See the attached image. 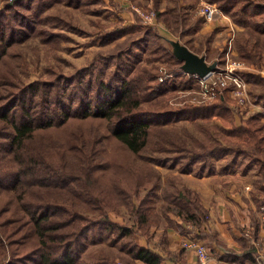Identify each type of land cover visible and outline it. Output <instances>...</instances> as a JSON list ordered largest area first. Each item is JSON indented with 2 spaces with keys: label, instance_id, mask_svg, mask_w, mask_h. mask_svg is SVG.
<instances>
[{
  "label": "trees",
  "instance_id": "1",
  "mask_svg": "<svg viewBox=\"0 0 264 264\" xmlns=\"http://www.w3.org/2000/svg\"><path fill=\"white\" fill-rule=\"evenodd\" d=\"M101 1L12 0L0 7V264H115L109 250L97 245L114 246L133 232L149 239L162 186L158 165L181 164V172L200 175L228 156L220 170L246 161L264 177V111L244 117L225 93L203 106L156 105L152 101L165 91L152 62L165 56L182 72L181 62L165 45V35L135 13L134 22L126 23L119 9L91 7ZM162 1L152 0V7L157 21L171 32L190 34L201 26L199 18L187 25L196 1L166 0L174 5L161 9ZM212 1L238 25L264 22V0ZM234 2L240 5L232 10ZM58 3L116 17L86 43L107 48L71 72L58 66L62 38H69L68 30L94 33L51 11ZM32 39L38 43L29 57L23 44ZM252 47H241L248 63L262 58ZM32 72L38 73L34 79ZM253 79L263 98L264 78ZM145 103L154 104L145 108ZM181 119L192 123L190 133L167 127ZM171 186L163 192L184 208L185 214L174 210L192 224L181 232L206 238L199 229L206 210L190 190L175 182ZM261 190L255 197L258 208L264 207V185ZM111 213L126 215L129 224L117 222ZM256 231L244 237L256 238ZM119 248L127 264H160L163 259L136 241H122ZM254 253L249 245L240 253L228 251L227 258L253 260Z\"/></svg>",
  "mask_w": 264,
  "mask_h": 264
},
{
  "label": "rangeland",
  "instance_id": "2",
  "mask_svg": "<svg viewBox=\"0 0 264 264\" xmlns=\"http://www.w3.org/2000/svg\"><path fill=\"white\" fill-rule=\"evenodd\" d=\"M10 1L12 0H0V7ZM145 2L147 3V0H141V3H138L139 5L137 6L144 10L153 8L152 6H147L148 4H146ZM165 2L166 6L174 5V3H167L166 0ZM105 5H107V3L105 4V1L103 0V2H98L97 4H94L91 7L96 9L107 8L104 7ZM207 5H215L217 7L218 11L216 16L218 17V20H220L222 14H226L224 9L221 8L217 2H213L212 0H198L190 9L187 25L190 24L194 18L201 19V26L199 27V29L204 27L205 24L208 22L212 23V21H214L213 19H207L206 17H204V15L202 16V14H200L202 7ZM239 5V2H234L230 6L232 7V10H235L238 8ZM51 11L58 12L63 17H65L66 20L71 21L74 24H78L79 27L83 29V31H93L94 33L93 36H89L84 33H77L69 30L68 32H66L65 30H63L67 33L66 36H68L69 38L67 40H65V36L63 37L64 39L62 38L61 43L63 44L61 45H63V48L58 51L59 54L62 56V61H60L58 64L60 70L64 72H71L76 67L88 63L92 59L94 54L99 53L101 49L107 48L98 45V42L95 45H87L86 43L90 41L91 38L96 37L100 33H103L106 29H108L107 26L110 25L111 21L116 20V17H114L113 15L107 17L108 13L103 12V10L101 12L102 14L93 15L87 10V8H74L73 6H67L64 3H58L54 5ZM137 16L140 18L138 14ZM156 21L157 14L155 23H145L141 19V22L144 25L153 27L155 30L161 32L167 38L178 39L184 44L187 43L189 46L194 48V50H196L198 54L205 55L207 61H217V67H221V69L227 68L228 70H231L232 67L230 65L233 61L240 63L242 66H245L240 73L243 79L245 80L248 89L246 108L242 107V105L239 103L238 98L234 94H232L230 90L224 91V93L227 95V98L231 101V106L233 109L238 110L239 108H243L242 111L244 112V117L248 115L247 112L249 111V109H261V111H264V97L259 98V93L261 89L260 86L257 85L256 81H254L253 79V77L255 76H261L262 78H264V22L260 21L261 24H259V26H254V21H248V26H243L234 23L232 18L230 17V21L234 24V30H232V28H229L230 32H227L229 29L226 31H222L223 28H219L214 32H204L200 34V32H198V29L194 31V29L192 28L190 34H180V32H174V30H172L171 32V30L167 29L166 26L163 25L165 28L162 27L161 22ZM237 39L240 40V46L237 45ZM37 43V39H32L23 44L29 57H32L31 46ZM164 43L166 46L171 48L168 41H165ZM246 44L253 46L252 53L260 51L258 52L262 56L260 61H257L255 63L247 62L241 51V47ZM261 51L263 52L261 53ZM143 63H145V61H142V64ZM152 63L157 67V71L159 73L158 77H161L162 79H158V81L164 83L162 89L165 91L164 94L158 96V98H155L154 101H152L154 103L155 101H157L156 105L159 104L161 107L162 105H164L162 108L176 109L185 105L203 106L209 103V101L201 102V99L198 93L196 92L198 90L197 76L177 71V64L174 62L173 59H168L165 56H160L158 60H155ZM37 75V72H32V79L36 78ZM154 103H145L143 106L145 108H149ZM238 104L240 105V107L238 106ZM167 127H171L175 132L179 134L184 132L187 134L193 130L192 123L183 119L177 122H171L167 124ZM229 159L230 157L226 156L220 160H216L215 163L217 166H220L226 161H229ZM180 165L181 164H178L176 165V167H172L170 166L169 162L168 164L157 166L159 167L158 169L161 171L162 183L164 187L171 184V182H175L174 180H170L171 177L168 176V174L171 173V170H173L174 168L180 171ZM241 166L244 168H249L253 165L252 163L247 164V162L245 161ZM194 169H196V167ZM163 186H161V190H158L159 194L156 196L157 198L161 196V202L160 200L157 202V198H155V202H157V205L162 203L163 197L166 195L162 191V189L164 188ZM172 208L174 209L175 206L173 205ZM176 208H181L183 210V214H185L184 208H182L181 206H177ZM261 208L262 207H260V219ZM111 215H115V218H112L117 222L124 223V225L129 224L126 222V215L118 216L114 213H111ZM260 223L262 226H264L261 221ZM185 238H187V236ZM135 240L136 235L135 232H133L130 236L126 235L122 237L118 242H115L116 244L114 246L108 247L106 243H101L97 245V247L108 249L109 254L114 257L115 264H127V262L124 260L127 257L126 253L121 251L119 247L121 246L122 241L135 243ZM91 248H93V246H91Z\"/></svg>",
  "mask_w": 264,
  "mask_h": 264
},
{
  "label": "crops",
  "instance_id": "3",
  "mask_svg": "<svg viewBox=\"0 0 264 264\" xmlns=\"http://www.w3.org/2000/svg\"><path fill=\"white\" fill-rule=\"evenodd\" d=\"M104 1L105 4L107 3L104 7L119 9L120 16L126 23L134 22V16L137 13L133 6L141 3V0ZM146 4L152 6V0H147ZM165 7L166 2L163 0L161 9ZM226 14H222L220 20L216 16L212 23L208 22L204 27L198 28V32L200 34L214 32L219 28H223L222 31L229 28L234 30V24ZM161 26L164 27L162 23ZM230 29L227 32H230ZM191 50L196 52L193 48ZM254 111H261V109H249L247 114ZM252 165L244 168L237 164L227 170H220L218 166H215L210 173L200 175L193 172H181L174 168L168 174L171 177L170 180L175 181L176 186H184L190 190L198 203L206 210V222L199 229L209 236L199 237V240L204 242L212 252L209 264H264V227L260 223V208L255 200L262 191L264 177L259 167L256 164ZM167 186L172 188L171 184ZM160 198L161 196L157 198V202L159 200L161 202ZM157 202H155L154 218L149 227V239L137 234L135 241L161 254L163 259L160 264H198L194 250L185 249L181 244L186 237L181 232L182 226L189 228L192 225L175 212L177 204L171 202L168 196L163 197L162 203L157 205ZM165 207L170 208L166 210ZM246 230H257V237L246 239L244 237ZM249 245L255 248L253 260L246 258L239 261L227 258L228 251L240 253ZM258 259H260L259 263ZM136 264L148 263L136 260Z\"/></svg>",
  "mask_w": 264,
  "mask_h": 264
},
{
  "label": "built area",
  "instance_id": "4",
  "mask_svg": "<svg viewBox=\"0 0 264 264\" xmlns=\"http://www.w3.org/2000/svg\"><path fill=\"white\" fill-rule=\"evenodd\" d=\"M133 9L145 23H155L156 12L153 8L144 10L135 5L133 6ZM217 11L218 9L215 5H207L202 7L200 14H202V16L204 15L207 19L212 20L215 18ZM230 66L232 67L231 70H228L227 68L221 69V67L216 66L214 70L210 71L206 75L202 77L197 76L198 90L196 92L198 93L201 102H207L216 96L223 94L224 91L230 90L231 93L238 98L242 107L246 108L248 89L247 84L240 73L245 66H242L240 63L235 61H233ZM159 79L162 80L161 77H159ZM243 108H239L240 113H243ZM261 222L264 225V207L261 208ZM245 234L249 235L250 231H246ZM182 246L185 249L194 250L197 256L198 264L210 263L212 254L207 246L199 239L187 237L183 240ZM259 262L260 259H258V263Z\"/></svg>",
  "mask_w": 264,
  "mask_h": 264
},
{
  "label": "water",
  "instance_id": "5",
  "mask_svg": "<svg viewBox=\"0 0 264 264\" xmlns=\"http://www.w3.org/2000/svg\"><path fill=\"white\" fill-rule=\"evenodd\" d=\"M167 41L172 54L181 62L180 69L183 73L202 77L216 68L217 61H207L205 55L192 51L180 40L167 38Z\"/></svg>",
  "mask_w": 264,
  "mask_h": 264
}]
</instances>
